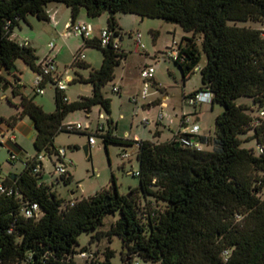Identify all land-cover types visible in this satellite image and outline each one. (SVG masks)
<instances>
[{
  "label": "trees",
  "instance_id": "trees-1",
  "mask_svg": "<svg viewBox=\"0 0 264 264\" xmlns=\"http://www.w3.org/2000/svg\"><path fill=\"white\" fill-rule=\"evenodd\" d=\"M50 3L68 8L71 23L82 9L88 18L107 12L106 28L119 46L102 47L98 38L81 39L82 48L101 51L102 62L97 69L84 60L71 63V68L84 69L87 75L75 72L69 84H89L91 95L68 101L65 92L55 89L53 112L34 102L35 92L29 97L13 88L12 95L20 98L19 111L6 122L13 126L23 116L32 120L35 155L14 178L0 181L5 189L0 191V264H77L75 256L87 253L86 247L76 251L78 236L97 230L104 217L115 212L119 218L105 235L120 239L125 256L120 264H264V32L228 24L262 23L264 0H0V87L11 86L2 73L14 78L17 60L39 73L35 51L10 36L28 16L50 21L46 13ZM118 13L160 19L188 34L178 44L180 58L173 62L183 82L198 68L200 87L191 94L206 92L212 106L222 107L214 119L213 136H197L200 150L184 146L178 135L162 142L115 136L111 99L103 89L127 56L115 19ZM150 32L156 37V31ZM197 39L205 55L201 67ZM41 86L52 87L46 81ZM240 98L249 103H240ZM93 107L107 116L105 125L95 130L106 151L114 144L136 155L138 175L131 176L138 177L139 186L120 194L112 176L109 187L65 202L53 183L41 180L42 162L36 158L43 154L51 162L57 155L55 137L67 131V116L80 110L89 115ZM249 130L256 149L242 147L240 136ZM209 145L212 149H205ZM87 150L89 154V146ZM37 164L41 168L35 171ZM71 179L68 172L54 180L69 184ZM31 203L39 206L38 218L22 213ZM113 254L109 250L102 262L90 259L85 264H111Z\"/></svg>",
  "mask_w": 264,
  "mask_h": 264
},
{
  "label": "rangeland",
  "instance_id": "rangeland-1",
  "mask_svg": "<svg viewBox=\"0 0 264 264\" xmlns=\"http://www.w3.org/2000/svg\"><path fill=\"white\" fill-rule=\"evenodd\" d=\"M62 14L59 18L64 21L70 19L68 12ZM108 13L105 12L99 17H96L99 21L106 22L107 25ZM118 26L123 33L122 49L126 52V59L116 67L115 77L113 81L109 82L103 89L106 97L111 99V118L117 123V130L115 136L122 139L129 140H150L156 141L158 137H155V122L157 115L160 112L159 107L146 108L141 106L142 103L162 96H166L164 100L165 108L163 109V122L165 125L169 124V120L175 121V126L180 121L181 114L186 115L194 121L196 114L198 113V124L202 132L206 137H212L214 132V119L222 112V107L219 104L203 103L200 106L193 107L185 105L183 102V94H191L197 91L200 87V75L196 71L184 82L182 80L181 71L178 66L171 60L164 59L162 53L165 51L166 46H170L172 39L178 44L181 42L185 33L182 29L174 24L165 23L160 19L146 18L140 25L139 33L141 40L145 44V48H139L134 43V38L129 37V33L136 30V16L132 14L115 15ZM24 34H33L36 37L35 44L39 46L36 51L42 56V51H46V45L50 42L55 44V39L50 38L49 32H47L46 24L42 23V28H36L31 30L25 23L21 21ZM229 25H236L239 27H250L253 29L261 30L264 32V21L260 22H234L228 21ZM149 28H154L158 32L157 37L153 36ZM175 29V33H173ZM15 34L19 35L18 26L14 29ZM187 35V34H186ZM22 38H25L26 36ZM59 45L63 48L61 53L55 59L58 72H63L68 69L69 76H75V72H79L82 75H86L87 71L80 68H71L72 52L80 51L84 57L87 58L86 62L91 64L92 68H99L102 62V54L100 50L91 47H83V42L80 38L74 37L71 34H63L60 38ZM197 46L201 53V60L199 67L205 64V55L201 50V40L197 39ZM145 50H148L151 56H157L158 60L150 59V62L154 64L157 77L164 87L163 92H159L150 85L148 92L149 96L146 100L139 98V95L143 89V81L139 76L141 69V55ZM73 53V54H74ZM18 69L22 70V79L27 84V93L30 96L34 95L33 89L30 87V80L32 78L31 73L27 70L21 61H16ZM120 87V92L116 93L112 91L113 87ZM45 95H35V102H45L44 108L48 112H53L55 109V89L51 86H47L45 89ZM66 96L75 101L79 96H90L91 87L89 84L75 82L68 84L65 91ZM138 98L139 104L136 106L132 103V99ZM239 102H248L246 98H240ZM106 114L100 107H93L89 115L83 111H74L70 113L65 119L64 123H80L83 126L88 125L89 128L84 132H67L61 131L54 139L55 147L64 149L67 154V158L72 161V165L68 168V172L72 177L69 184H64L63 181L57 182L51 177L53 166L50 162L44 163V174L41 180L46 183H53L56 195L68 202L72 199L88 198L94 195L96 192L111 185V177L115 178L117 190L120 194H127L131 190L138 188V177L131 176L128 172L138 170V161L134 152L129 159H121L120 154L123 152V148L109 144L107 151L102 143V138L95 134V130L98 125H105ZM147 119V123L144 120ZM162 130V129H161ZM91 134V135H90ZM253 131L249 130L247 133L242 134L240 139L243 140L242 147L256 149L255 140L250 139ZM89 135L94 138L95 145L89 148V154L86 157L83 152V146L88 144ZM169 133L163 130L160 141L166 140L169 137ZM205 149H212V146H206ZM29 152L33 151L29 148ZM55 159V157H53ZM119 218L118 212L107 214L102 222V225L97 230L90 232H83L78 236L76 251L86 247L88 256L81 257L75 256V262L77 264H85L86 261L93 259L99 262L105 260V254L107 251H113L114 256L110 259L111 264H120L124 256V250L122 249L121 241L116 236L108 237L105 233L109 230L112 223ZM97 233H102L98 238H94Z\"/></svg>",
  "mask_w": 264,
  "mask_h": 264
},
{
  "label": "crops",
  "instance_id": "crops-1",
  "mask_svg": "<svg viewBox=\"0 0 264 264\" xmlns=\"http://www.w3.org/2000/svg\"><path fill=\"white\" fill-rule=\"evenodd\" d=\"M66 10H69V9L66 8L62 4L50 3L46 6V13H47L48 17L50 18V21H47V22L38 21L32 16L27 17L25 23L28 27L31 28V30L36 29V28H42L41 27L42 25H39V24L44 23V24H46L45 30H47V32H49L50 38L55 39L54 49L50 50L49 46H48L49 44H47L46 45V51H45V49H44V51H42V54H41L42 56H40V54H38L36 52L39 49V46L37 44H35L36 37H34L33 34H30L27 37V34H24L22 25L20 23L18 25L19 35L23 34L26 37L22 38L23 36L16 35L14 32L15 31L14 30L15 28H14L12 30V34H11L10 38L12 40L18 42L19 44L26 42L27 46L32 48L35 51V55L38 57L39 60L43 59L44 57H46L48 55V56L53 57V59L55 61V59L57 58V56L61 53V51L63 49L59 45V43H60L61 36H63V34H64L65 26L67 24L71 23V18L69 15L70 11L68 12V15H69L68 19H70V20L63 22V20H61V18H59L62 14H67ZM51 18H53V20L56 22V24H53L51 22ZM136 18H137V19H135L136 20V30L129 33L130 38L133 37V34L135 32H139V30L137 28H140V25L146 19V18H140L138 16H136ZM77 21L87 22V23L92 25V27H93L92 38H98L100 30L107 27L106 22H104V21L101 22V21L97 20V18H88L85 15V11L83 9L81 10V13H80ZM106 21H107V19H106ZM149 29H150V31H155L154 28H149ZM173 33H175V29H173ZM157 35H158V32H157ZM157 35H156V37H157ZM184 36H188V34L187 35L185 34ZM122 41H123V37L121 40V47H122ZM172 41H175V40L172 39ZM172 41H171V43H172ZM141 43L144 45V48H145L146 46L142 40H141ZM167 48H168V45L166 46L165 50ZM73 53L74 52H72V56H73ZM162 55H163V53H162ZM140 57H141V62H140L141 67L148 66V65L154 66V64L150 62V59L158 60V57L157 56H151V54L149 53L148 50H145ZM86 60H87V58L84 57V62L89 64V62H86ZM19 61H21V60H19ZM15 65H16V62H15ZM23 65L31 73L32 78L30 80V87L32 88V81L34 79L35 74L24 63H23ZM89 65L91 66V64H89ZM16 69H17V72H16V74H15L16 76L14 78L8 74H5L4 72L2 73V75H4L7 78V80L11 83V86L8 85L5 89H2L3 85L0 87V141L2 142L0 144V181L6 177L12 175V174H15V175L19 174L24 168L23 167V163H24L23 161L26 158H31L35 155V150L33 147V140H34L36 131L34 129L32 120L28 116H23L22 118L17 120V122L13 126H8L7 122H6L7 119H9L11 116H13L15 113H17L19 111L16 108V105L19 103L20 98L18 96L12 95L13 88L17 87L19 93H21L22 95L30 97L29 93H27V91H26L27 84L22 79V76H21L23 71L18 69L17 66H16ZM68 75H69V73H68ZM86 75H83V76H86ZM155 83L159 87V90H160L159 92L160 93L163 92L164 87L161 85V83L157 77L156 69H155V75H154V80H153V84H152L153 87H154ZM42 95H45V92ZM183 95H189V94H183ZM165 98H166V96H162L161 99L159 97H155V98L147 101L146 103H142L141 106L143 105V107H146L149 109L153 108V107H159V109H160L159 104L164 103L162 100H164ZM7 99H9V100H7ZM67 99H68V101H71L68 97H67ZM34 102H35V98H34ZM35 103L37 105L41 106L44 111H46L44 108V104H43L45 102H35ZM138 104H139V102H138ZM138 104H136V106ZM198 106H200V105H198ZM195 107H197V106H195ZM48 111H46V112H48ZM48 113H50V112H48ZM195 114H196V117L194 119V122L198 124V121H199L198 113H195ZM158 115H159V113H158ZM158 115H157V120L155 122V132H157L159 136H158V140H156V141L162 142L159 139H161V136L163 134V130L168 131V133L170 134L169 137L166 138V140L171 139L175 135V133L178 132V130H183L181 125H182V118L185 116L184 114H181L180 121L177 123L176 126H175V121H173L171 119L169 120V124L165 125L163 122V118L160 121L158 120ZM190 120L193 121L192 119H190ZM147 121H148L147 119L144 120L145 123H147ZM8 135L14 137L13 140L7 138ZM198 135L206 136L202 132L200 125H199ZM166 140H164V141H166ZM29 148L33 151L32 153L29 152ZM11 154H15L16 158L11 159L10 158Z\"/></svg>",
  "mask_w": 264,
  "mask_h": 264
},
{
  "label": "built area",
  "instance_id": "built-area-1",
  "mask_svg": "<svg viewBox=\"0 0 264 264\" xmlns=\"http://www.w3.org/2000/svg\"><path fill=\"white\" fill-rule=\"evenodd\" d=\"M50 19V18H49ZM51 22L53 24H56V22L51 18ZM71 34L74 37L80 38V39H92L93 35V27L91 24L87 22L82 21H75L74 23H69L65 26L64 34ZM134 42L137 47L144 49V45L141 43V35L139 32H135L133 34ZM98 41L100 46L106 47L108 45H112L114 48H118L119 46V40L118 38L113 37V32L110 31L107 28L101 29L98 35ZM20 45L27 46L26 42L21 43ZM49 49H54V43H49ZM163 58L168 59L171 61L178 60L179 57V49H178V43L175 41H172L170 46L163 52ZM84 60V55L78 51L73 54L71 63H76L79 61ZM39 65V73H34V79L32 81V89L37 95L44 94V86H41L42 82L46 81L51 84L54 89H57L59 91L65 92L67 90V86L69 82L71 81L72 77L68 75V69H65L63 72H58L56 63L51 56H46L43 59H41L38 63ZM71 65V64H70ZM198 68L195 69L197 71ZM155 75V68L152 65L141 67L139 71V76L143 81V89L139 95V98L142 100H146L149 96L148 89L150 85L153 84ZM48 85V84H46ZM155 89L159 91L158 85H154ZM113 92H118V87L112 88ZM65 100H68L67 97H65ZM183 102L185 105L189 106H198L203 103H209L210 102V95L206 92H196L194 94L184 95L183 96ZM132 103L135 105L138 104V98L134 97L132 99ZM160 112L158 115V120L160 121L163 118V109L166 107L164 103H160ZM263 115V113H261ZM257 123V121L255 122ZM99 128H101L102 125H98ZM182 128L183 130H178V132L175 133V135H178L180 138V142L186 146L193 149L200 150L202 148V145L198 142L197 136L199 131V125L195 123L194 121H191L189 117L186 115L182 118ZM89 128L88 125L83 126L80 123H67L65 124V130L67 131H85ZM180 135H186V137L180 136ZM7 138L13 140L14 137L8 135ZM2 142L0 141V144ZM95 145V140L93 137H88V146L89 148H92ZM133 153V150L126 149L120 154V158L125 160L129 159ZM11 159H15V154H11ZM33 158V157H31ZM31 158H26L23 162L26 160H30ZM36 161L42 162V168L44 173V163L50 162L43 154H40L37 156ZM53 166V171L51 173V177L58 178L60 176L66 175L68 173V168L72 165V161L67 158L66 151L64 149L58 148L57 149V155L55 156V159L51 160L50 162ZM41 168V165L37 164L35 166V171H38ZM130 175H138L137 171H130L128 172ZM0 191L4 192L5 189L0 186ZM11 191H8V194H10ZM22 213L26 218H38L40 216V210L39 206L36 203H31L25 206L22 209ZM79 256L86 257L88 256L87 253H81ZM134 264H138L137 262Z\"/></svg>",
  "mask_w": 264,
  "mask_h": 264
},
{
  "label": "water",
  "instance_id": "water-1",
  "mask_svg": "<svg viewBox=\"0 0 264 264\" xmlns=\"http://www.w3.org/2000/svg\"><path fill=\"white\" fill-rule=\"evenodd\" d=\"M12 70L14 71L15 68H13ZM7 86H8V84H4V85L2 86V89H5ZM87 148H88V144L85 145V146H83V152H84V155H85L86 157L88 156V150H87ZM11 176L14 178V177H15V174H12Z\"/></svg>",
  "mask_w": 264,
  "mask_h": 264
}]
</instances>
